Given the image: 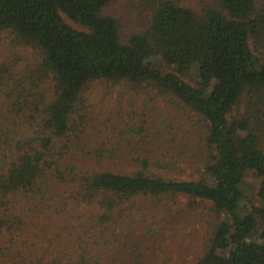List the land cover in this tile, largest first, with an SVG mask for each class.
<instances>
[{"label":"trees","instance_id":"1","mask_svg":"<svg viewBox=\"0 0 264 264\" xmlns=\"http://www.w3.org/2000/svg\"><path fill=\"white\" fill-rule=\"evenodd\" d=\"M145 1L127 33L112 0H0V264H143L180 196L217 217L193 264H264V0ZM115 84L194 112L207 176L163 177L148 148L91 136ZM248 171L258 206L241 212Z\"/></svg>","mask_w":264,"mask_h":264},{"label":"rangeland","instance_id":"2","mask_svg":"<svg viewBox=\"0 0 264 264\" xmlns=\"http://www.w3.org/2000/svg\"><path fill=\"white\" fill-rule=\"evenodd\" d=\"M263 0H261L262 2ZM260 4V3H259ZM148 5L145 0H112L109 11L115 15L123 26V31L139 29L146 20ZM70 24L77 27L73 22ZM252 46V42H251ZM155 66L163 71H174L172 67L163 66L160 59ZM191 84L200 81L198 72L191 65L183 74H179ZM224 84L220 76L213 77L211 86ZM91 94H105L109 83L98 81L92 84ZM113 90L103 101V110L91 119L89 132L99 141L121 143L123 149L135 147L148 148L145 156L153 161L163 162L162 169L155 167L161 176L176 180H198L207 176L203 167L207 156V148L201 142L204 128L197 115L188 110L181 101L171 95H157L147 92L144 88L122 87L115 84ZM146 91V92H145ZM107 116L108 118H104ZM211 150H208L210 152ZM130 167H127L129 170ZM262 180V175L252 171L246 172L242 189L244 191V206H258L256 194ZM189 206L190 201L180 196L172 203L167 213L166 221L158 216L151 227L156 229L153 251L144 256L143 264H193L201 255L204 244L210 235L211 228L216 222L211 204L196 200ZM152 213L146 212V216ZM225 214L218 215L219 220ZM123 261L126 256H123ZM118 256L116 261L110 256L109 264H121Z\"/></svg>","mask_w":264,"mask_h":264}]
</instances>
